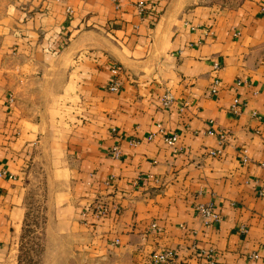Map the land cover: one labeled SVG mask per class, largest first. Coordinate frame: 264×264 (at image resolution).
<instances>
[{"label":"crops","instance_id":"crops-1","mask_svg":"<svg viewBox=\"0 0 264 264\" xmlns=\"http://www.w3.org/2000/svg\"><path fill=\"white\" fill-rule=\"evenodd\" d=\"M262 9L264 0H8L0 264L15 261L32 187L40 225L64 241L69 264H151L166 249L167 264H264ZM205 204L219 221L205 223Z\"/></svg>","mask_w":264,"mask_h":264},{"label":"rangeland","instance_id":"rangeland-1","mask_svg":"<svg viewBox=\"0 0 264 264\" xmlns=\"http://www.w3.org/2000/svg\"><path fill=\"white\" fill-rule=\"evenodd\" d=\"M8 0H0V11L6 5ZM29 208L25 227L21 232V243L18 244L16 258L13 264H69L65 260L62 248L64 241L60 238H54L53 233L47 228L42 227L41 216L35 211L42 203V197L36 187L31 188L29 196ZM55 253H58L56 256Z\"/></svg>","mask_w":264,"mask_h":264},{"label":"built area","instance_id":"built-area-1","mask_svg":"<svg viewBox=\"0 0 264 264\" xmlns=\"http://www.w3.org/2000/svg\"><path fill=\"white\" fill-rule=\"evenodd\" d=\"M138 9L139 10L141 9V5H138ZM262 12L264 13V9H262ZM213 68L215 69L216 65H213ZM236 84L238 85L239 82L237 81ZM218 85H219L218 80L214 79L212 81V85L210 88L211 91L214 92ZM116 88H117V85L115 82H112L109 85L110 90H116ZM168 101H169V97L167 95H164L162 99V105L164 106L167 105ZM238 102L239 101L236 97H234L231 101L229 110L234 114L238 113V105H239ZM157 133L162 134V140L164 141L165 144L169 146L174 145L176 141L175 134H163V130L160 127H158ZM207 134L215 135L219 143H221L225 137L224 131H219V130L209 129L207 130ZM207 153L208 155L215 156L220 153V150L212 149V150H209ZM111 155L114 157L118 155V150L115 147L112 148ZM241 158H242V161H245L244 151H242L241 153ZM261 166L264 168V164H262ZM196 209H197V212L204 218L205 223H212V222L219 221V218H220L219 214L214 212L209 204L198 205ZM105 213H106V209L103 205L98 204V206L95 207L94 216H96L97 218H100ZM114 242L116 243L117 240H115ZM172 259H173V252L169 249L162 250L160 252H155L149 256V260L151 264H167L168 262L172 261ZM207 264H214V263L212 261H209Z\"/></svg>","mask_w":264,"mask_h":264}]
</instances>
